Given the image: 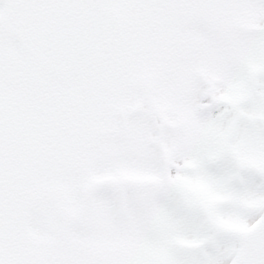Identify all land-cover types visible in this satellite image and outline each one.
I'll list each match as a JSON object with an SVG mask.
<instances>
[{
  "label": "snow or ice",
  "instance_id": "obj_1",
  "mask_svg": "<svg viewBox=\"0 0 264 264\" xmlns=\"http://www.w3.org/2000/svg\"><path fill=\"white\" fill-rule=\"evenodd\" d=\"M0 264H264V0H0Z\"/></svg>",
  "mask_w": 264,
  "mask_h": 264
}]
</instances>
